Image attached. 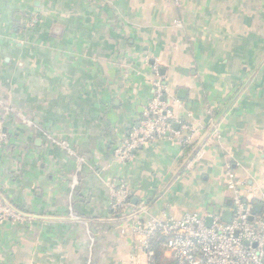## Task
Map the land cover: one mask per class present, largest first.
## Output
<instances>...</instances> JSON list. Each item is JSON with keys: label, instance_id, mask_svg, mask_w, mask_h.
I'll return each instance as SVG.
<instances>
[{"label": "crops", "instance_id": "0c3cea01", "mask_svg": "<svg viewBox=\"0 0 264 264\" xmlns=\"http://www.w3.org/2000/svg\"><path fill=\"white\" fill-rule=\"evenodd\" d=\"M154 66L178 134L119 163ZM0 101V202L17 215L0 264H147L114 190L141 218L228 211V164L264 191V0H0Z\"/></svg>", "mask_w": 264, "mask_h": 264}, {"label": "built area", "instance_id": "2783aa9c", "mask_svg": "<svg viewBox=\"0 0 264 264\" xmlns=\"http://www.w3.org/2000/svg\"><path fill=\"white\" fill-rule=\"evenodd\" d=\"M151 85L153 93L143 118L115 150L119 163L130 161L152 142L178 134L173 130L165 77L158 66L153 68ZM224 175L231 202L229 222L222 219L226 212L222 205L209 214V226L206 218L196 213L141 218L122 187L112 192L111 204L112 212L123 224L120 233L134 239L136 250L145 255L147 264H158L157 245L168 253V264H264V191L247 188L229 164ZM256 206H260L259 212ZM14 218L15 212L0 202V222Z\"/></svg>", "mask_w": 264, "mask_h": 264}, {"label": "water", "instance_id": "95a60500", "mask_svg": "<svg viewBox=\"0 0 264 264\" xmlns=\"http://www.w3.org/2000/svg\"><path fill=\"white\" fill-rule=\"evenodd\" d=\"M227 205L230 206L231 203L229 202ZM255 211L259 212L260 211V206H256L255 207ZM211 213H212V209H209V214H211ZM222 219H223L224 222H229L230 219H231V213L229 211L224 212ZM205 222H206V225L209 226L210 223H211L210 217H206Z\"/></svg>", "mask_w": 264, "mask_h": 264}, {"label": "trees", "instance_id": "16d2710c", "mask_svg": "<svg viewBox=\"0 0 264 264\" xmlns=\"http://www.w3.org/2000/svg\"><path fill=\"white\" fill-rule=\"evenodd\" d=\"M157 250L160 249L159 245L156 246ZM157 252V251H156Z\"/></svg>", "mask_w": 264, "mask_h": 264}, {"label": "rangeland", "instance_id": "374dc122", "mask_svg": "<svg viewBox=\"0 0 264 264\" xmlns=\"http://www.w3.org/2000/svg\"><path fill=\"white\" fill-rule=\"evenodd\" d=\"M1 102V101H0Z\"/></svg>", "mask_w": 264, "mask_h": 264}]
</instances>
